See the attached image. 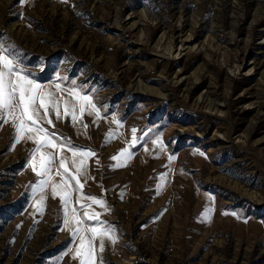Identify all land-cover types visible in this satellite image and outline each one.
<instances>
[{"label": "rangeland", "instance_id": "374dc122", "mask_svg": "<svg viewBox=\"0 0 264 264\" xmlns=\"http://www.w3.org/2000/svg\"><path fill=\"white\" fill-rule=\"evenodd\" d=\"M0 44L75 104L41 121L65 148L41 151L54 181L61 155L82 170L69 211L112 230L96 264H264V0H0ZM16 135L0 119V264H80ZM69 144L94 155L73 165Z\"/></svg>", "mask_w": 264, "mask_h": 264}, {"label": "snow or ice", "instance_id": "6c2138e0", "mask_svg": "<svg viewBox=\"0 0 264 264\" xmlns=\"http://www.w3.org/2000/svg\"><path fill=\"white\" fill-rule=\"evenodd\" d=\"M18 3L23 5L25 0H18ZM20 63L21 57L14 45L5 47L0 44V119L8 122V118H11V122L16 129L17 140L26 139L35 142L36 149L31 153L30 163L33 172L45 177L38 187L43 193V190L50 186L53 197L58 196L64 205V223L69 228L71 236L79 239V244L75 246L74 255L79 258L80 264H96V244L94 242L98 239L99 249L103 251L105 237L111 240L115 239L112 230L105 229L100 225L99 213L87 210L90 207L88 205H84L85 211H83L82 216L78 214V209L75 207H72L69 211L73 190L79 191L83 187L79 179L82 170L80 167H76L75 172H71L66 165V158L61 155L57 167V175H60L61 179L58 182L54 181L51 179V169L54 166L55 157L50 152L41 151V149L47 147L65 148L64 144H58L53 139L54 134L43 127L41 121L46 120L48 124L52 123V120L48 119L50 109L55 110L56 116L59 118L61 115V102L64 103V115L71 114L72 120L76 121L75 104H71L70 107V101L56 95L57 92L64 91L59 83L54 88L51 85L45 87L37 80L30 78V75L20 67ZM69 95H75L78 100L83 102L80 104L81 113L85 111V104L89 106V110L96 109L90 96H81L75 89L69 90ZM41 109L43 112H41ZM133 132H135V129H133ZM67 151L71 152L74 158L72 160L73 165L76 164L75 158L77 156L81 158L80 164L82 165L84 159L94 155L88 150L78 149L70 144L67 146ZM125 152H127L126 149L121 150V153ZM113 159H118V157H113ZM171 159H174V157L169 156V160ZM61 169H63L62 172ZM72 181H75L74 186ZM43 199L44 197L41 195L39 202L41 207L37 209L38 211L42 208ZM86 199L105 207V210H107L102 199L92 196H88ZM76 202L80 203L79 197ZM233 215H236V213H233ZM82 217L90 221H97V223L94 225L86 224Z\"/></svg>", "mask_w": 264, "mask_h": 264}]
</instances>
